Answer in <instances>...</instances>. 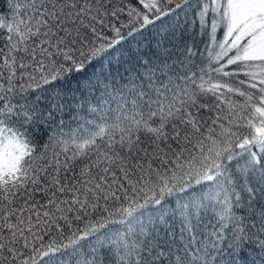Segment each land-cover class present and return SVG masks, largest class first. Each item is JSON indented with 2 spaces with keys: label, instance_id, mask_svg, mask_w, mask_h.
Returning <instances> with one entry per match:
<instances>
[{
  "label": "snow or ice",
  "instance_id": "1",
  "mask_svg": "<svg viewBox=\"0 0 264 264\" xmlns=\"http://www.w3.org/2000/svg\"><path fill=\"white\" fill-rule=\"evenodd\" d=\"M0 264H264V0H0Z\"/></svg>",
  "mask_w": 264,
  "mask_h": 264
}]
</instances>
